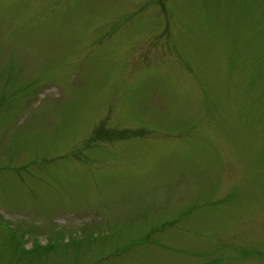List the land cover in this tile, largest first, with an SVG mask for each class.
Here are the masks:
<instances>
[{
  "label": "rangeland",
  "instance_id": "374dc122",
  "mask_svg": "<svg viewBox=\"0 0 264 264\" xmlns=\"http://www.w3.org/2000/svg\"><path fill=\"white\" fill-rule=\"evenodd\" d=\"M264 0H0V264H264Z\"/></svg>",
  "mask_w": 264,
  "mask_h": 264
},
{
  "label": "trees",
  "instance_id": "16d2710c",
  "mask_svg": "<svg viewBox=\"0 0 264 264\" xmlns=\"http://www.w3.org/2000/svg\"><path fill=\"white\" fill-rule=\"evenodd\" d=\"M259 62L261 63V67L264 66V58H261V60H259Z\"/></svg>",
  "mask_w": 264,
  "mask_h": 264
}]
</instances>
